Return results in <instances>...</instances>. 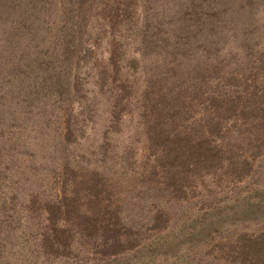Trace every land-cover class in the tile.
I'll return each mask as SVG.
<instances>
[{"label":"rangeland","instance_id":"374dc122","mask_svg":"<svg viewBox=\"0 0 264 264\" xmlns=\"http://www.w3.org/2000/svg\"><path fill=\"white\" fill-rule=\"evenodd\" d=\"M259 1L91 0L81 52L51 83L66 78L70 95L55 99L50 117L16 89V76L2 75L6 97L22 101L1 106L0 252L7 238L15 249L25 240L36 264H233L223 251L233 239L263 237ZM199 11L215 12L219 44L200 41ZM49 50L36 47L38 62ZM56 57L50 63L61 66ZM31 63L23 82L44 89L43 69ZM181 83L187 109L171 119V141L160 142L151 125L163 116L150 109ZM62 144L69 156L56 162ZM105 225L118 230L115 243Z\"/></svg>","mask_w":264,"mask_h":264},{"label":"trees","instance_id":"16d2710c","mask_svg":"<svg viewBox=\"0 0 264 264\" xmlns=\"http://www.w3.org/2000/svg\"><path fill=\"white\" fill-rule=\"evenodd\" d=\"M90 2L91 0H0V79L2 75L16 76V89L23 88L22 90L24 93L28 94L29 97L35 96L36 102L40 103L38 106V114L41 118L49 116L48 108L52 114L55 112V110H53L55 99L63 100L70 95V85L67 83L66 78L58 77L57 79L60 81L57 82L59 84H56L54 87L51 83L54 81L53 77L55 79L56 75H61L58 73L63 66L67 64L68 59L72 57L73 54L81 52L83 38L84 35L87 34L83 24L87 17L86 8ZM259 2H262V0ZM214 5L215 2L213 1H202L203 8ZM208 13L205 14L199 11V16L204 14V17L198 20L199 23L196 25L197 31H201L199 35L200 41L207 42L208 40L213 41L215 44H219L221 34H217L214 29L216 27V19H213L215 12L212 11ZM253 15L254 14H251L250 18V24L253 25H250V27L252 26L253 29L254 26L252 34H255L259 29L255 26L256 22H254L255 19ZM207 22L209 24H207ZM222 24L226 25L225 22ZM51 36L57 38L60 36L61 40L56 42L59 43L58 45L52 46L54 41L50 40ZM43 42L46 47L50 48V53L47 52L44 54L43 63H40L38 62L39 56L36 47L41 44L43 45ZM153 42L155 45H159L158 40L155 39ZM186 46L189 51L192 50V47H189L188 43ZM56 53L58 55H56ZM55 56H57L56 61L61 62V66L54 64V62L53 64L50 63V59ZM70 60L71 58L69 62ZM29 62H32L30 68L43 69V80L48 81L46 84L44 83V89H41L38 84L37 86H29L23 82V73H28L26 64H29ZM162 73L163 75H165V73L167 74V70ZM1 83L2 81L0 82V86H2ZM181 85L182 83L178 85V87L171 85L174 89H168V91L165 92L166 96L164 97L167 98L157 99L156 106H152L153 108L150 109L154 111L155 114L161 117L163 116V119L159 120L161 124L155 122L154 125H151L152 130H161L158 139L161 138L163 141L160 142L171 141L170 139L172 137L168 135L171 134V129H169L171 119H176V115L179 116V114L181 116V112L187 109L182 105L187 96H183L186 94H180L179 90ZM6 88L5 86L0 87V128L5 129L8 133L6 123L7 113L1 106L6 108L7 105L11 104V106H15L17 104L16 109H18L21 107L19 103L22 99H20L21 96L17 99H14L12 96L10 102V95L6 97L5 94ZM186 92L190 93V90L187 88ZM213 98L217 99L216 97ZM35 100L33 101L32 99V105H34ZM182 100L184 101L181 103ZM165 101H168V103ZM3 126H5V128ZM156 133L158 132L150 134L151 136L154 135V142L157 138L155 135ZM68 156L69 151L66 146L62 144V149L58 155H54V160L58 162L61 159H67ZM170 175L176 176L172 172ZM262 192L264 193V189ZM56 208L61 210L60 205H56ZM102 233L108 240L111 239L114 243L115 241L113 240L118 238V230L110 229L108 225L104 226V232ZM119 240L120 238L118 241ZM3 241L5 242V246L0 252V264H6L4 262L5 257H7L6 252L10 256L18 259L17 262L13 264H36L34 260L30 262V259L34 257V249L28 247L25 240H22V244L25 245L17 247V249L6 247L7 238H4ZM223 251L225 252L224 255H227V257L231 258V261H234L233 264H264V236L248 235L247 233L239 234L236 239L232 240L229 247L226 246Z\"/></svg>","mask_w":264,"mask_h":264}]
</instances>
